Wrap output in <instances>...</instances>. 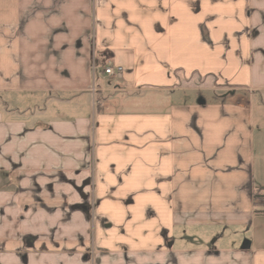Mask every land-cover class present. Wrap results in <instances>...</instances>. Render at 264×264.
<instances>
[{"label": "crops", "instance_id": "0c3cea01", "mask_svg": "<svg viewBox=\"0 0 264 264\" xmlns=\"http://www.w3.org/2000/svg\"><path fill=\"white\" fill-rule=\"evenodd\" d=\"M261 188L264 0H0V264H264Z\"/></svg>", "mask_w": 264, "mask_h": 264}, {"label": "trees", "instance_id": "16d2710c", "mask_svg": "<svg viewBox=\"0 0 264 264\" xmlns=\"http://www.w3.org/2000/svg\"><path fill=\"white\" fill-rule=\"evenodd\" d=\"M254 198L255 200H264V188L256 191V193L254 194Z\"/></svg>", "mask_w": 264, "mask_h": 264}, {"label": "built area", "instance_id": "2783aa9c", "mask_svg": "<svg viewBox=\"0 0 264 264\" xmlns=\"http://www.w3.org/2000/svg\"><path fill=\"white\" fill-rule=\"evenodd\" d=\"M116 70L118 73H120L122 71L121 68H117ZM103 73L105 75H112L114 73V70L112 68H106V69H104ZM263 212H264V209H263Z\"/></svg>", "mask_w": 264, "mask_h": 264}, {"label": "rangeland", "instance_id": "374dc122", "mask_svg": "<svg viewBox=\"0 0 264 264\" xmlns=\"http://www.w3.org/2000/svg\"><path fill=\"white\" fill-rule=\"evenodd\" d=\"M117 71V70H116Z\"/></svg>", "mask_w": 264, "mask_h": 264}]
</instances>
